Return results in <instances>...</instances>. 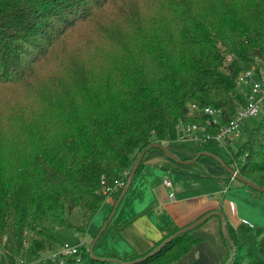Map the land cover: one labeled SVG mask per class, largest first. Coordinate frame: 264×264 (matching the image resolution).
<instances>
[{"label":"trees","instance_id":"trees-1","mask_svg":"<svg viewBox=\"0 0 264 264\" xmlns=\"http://www.w3.org/2000/svg\"><path fill=\"white\" fill-rule=\"evenodd\" d=\"M255 58L264 62V0H0V242L10 223L17 251L54 249L74 208L85 234L138 155L176 139L179 122H202L192 105L234 116L244 103L235 78ZM259 116L231 157L264 187V104ZM227 224L235 251L226 263L221 234L219 264H264V230L257 248L247 225ZM192 230L131 264L179 260L198 240ZM148 251L98 259L82 245L65 264Z\"/></svg>","mask_w":264,"mask_h":264},{"label":"crops","instance_id":"crops-1","mask_svg":"<svg viewBox=\"0 0 264 264\" xmlns=\"http://www.w3.org/2000/svg\"><path fill=\"white\" fill-rule=\"evenodd\" d=\"M196 155L176 156L177 161L161 149L147 150L140 169L96 241L95 253L129 259L151 249L175 227L187 225L214 209L223 211L233 227L241 223L264 226V193H256L240 181L230 187L234 179L219 166L220 160ZM164 179L170 181L169 186ZM112 206V197H106L90 219L91 224L100 227ZM209 218L191 232L198 240L179 260L169 264H219L226 258L219 218ZM205 233L211 238L209 243L203 239ZM35 263L40 264V259Z\"/></svg>","mask_w":264,"mask_h":264},{"label":"built area","instance_id":"built-area-1","mask_svg":"<svg viewBox=\"0 0 264 264\" xmlns=\"http://www.w3.org/2000/svg\"><path fill=\"white\" fill-rule=\"evenodd\" d=\"M227 59H230V55L227 56ZM249 65L235 78V90L244 98V103L238 107L234 116L222 122L220 108L209 105L197 108L192 105L191 113L202 117V122H179L177 138L192 141L200 146L209 142L229 146L234 138L241 135L245 120L256 118L264 104V62L255 58ZM238 164L233 163L231 166L237 173ZM230 178L234 179L233 175H230ZM163 183L166 186L170 185V181L167 179H164ZM123 185V180L116 184L117 187ZM82 245L83 243H60L56 248L46 251L40 258V264H65L67 258L79 253V248Z\"/></svg>","mask_w":264,"mask_h":264},{"label":"rangeland","instance_id":"rangeland-1","mask_svg":"<svg viewBox=\"0 0 264 264\" xmlns=\"http://www.w3.org/2000/svg\"><path fill=\"white\" fill-rule=\"evenodd\" d=\"M250 65L246 63L244 65L245 68H248ZM260 116L258 115L254 119H248L245 120L243 126L241 135L237 138H234L229 146L225 145H219V144H211L208 146H200L197 143H194L192 141L176 138L174 140L170 141H163L162 145L167 149V151L174 157L173 159L179 160L176 156H183L190 154L191 156H195L198 152H208L215 156H217L222 162H225L228 164L229 167L232 166V157L231 152H236L237 147L241 142H243L246 137L248 136L250 129L255 126L256 121L259 120ZM159 149V148H158ZM163 151V150H162ZM166 155H168L165 151H163ZM171 157L170 155H168ZM205 158L207 156H204ZM172 158V157H171ZM219 165V164H218ZM222 166L221 163L219 165ZM223 167V166H222ZM236 183H239L237 179L234 178V181L230 182V187L235 185ZM256 193H260L259 191L255 190ZM109 214V213H108ZM108 216V215H107ZM106 216V218H107ZM215 217V216H213ZM67 218L72 226H61L54 229L52 232V235L60 242V243H69V244H75V243H83V245L88 248V245L91 241V239L95 236V234L98 232L99 228L101 227L102 222L100 224V227L94 226V224H91V220L86 224V231L85 236H82V233L78 230H76L74 227L82 225L86 220L84 219L81 211L78 208L72 209L68 215ZM210 219V218H208ZM204 221L199 226L195 227L192 231H196L197 229L201 228L203 225H205L208 221ZM91 224V225H90ZM249 227V233L248 236L251 240V242L254 244L255 247L259 248V244L262 239L263 232L258 231V229L264 230V226L258 225V224H249L244 223ZM203 236V234H201ZM220 235V234H219ZM203 239L209 243L211 240L208 233H205L203 236ZM221 239L224 242L222 236ZM56 248V245L54 246ZM95 252V250H94ZM46 253V251L40 252L39 255L34 256L30 254L27 250L17 251L14 246V242L12 239L11 234V224L9 223L7 226V230L5 235L3 236L1 242H0V264H36L35 261L39 258V256L42 258L43 255ZM21 261V262H20Z\"/></svg>","mask_w":264,"mask_h":264},{"label":"water","instance_id":"water-1","mask_svg":"<svg viewBox=\"0 0 264 264\" xmlns=\"http://www.w3.org/2000/svg\"><path fill=\"white\" fill-rule=\"evenodd\" d=\"M150 148H159L163 151H165L168 155H170L172 158H174L168 151L167 149L162 145V143L160 142H153L151 143L146 149H150ZM200 155H209L217 160H220L217 156L205 152V151H200L197 153L196 157L200 156ZM143 157V154L138 155L137 159L135 160V162L133 163L130 171L128 172V177L126 179V183L123 187V190L121 192V194L119 195V197L117 198V200L114 202L110 213L108 214L107 218L104 220V222L102 223L101 227L99 228L98 232L95 234V236L91 239L87 251L88 254L90 255V257L92 258H100L98 257L95 252H94V246L96 241L98 240L100 234L102 233V231L105 229V227L107 226V224L109 223L110 219L112 218L119 202L121 201L122 197L124 196L130 182H131V177L135 174L136 168L138 166V164L140 163L141 159ZM177 160V159H176ZM179 161V160H177ZM182 162V161H181ZM183 162H189V161H183ZM221 165H224V162H222L220 160ZM224 169L230 174L233 175V177L235 179H237L238 181H240L241 183L251 187L254 190H257L259 192L264 193V187H261L260 185H257L256 183L250 181L249 179L241 176L239 173L234 172L233 169L229 166H223ZM211 216H217L220 219V231L221 234L223 236L224 239H227L232 247V254L229 256L228 260L226 261V263H228L235 251L234 248V244L231 241L230 237H229V230H228V224H227V220H226V215L223 213V211L219 210V209H214V210H210L208 212H206L204 215L196 218L195 220H193L192 222L188 223L187 225H184L182 227H180L178 230H176L175 232H173L172 234H170L169 236H167L166 238H164L158 245L154 246L150 251H148L145 255H143L142 257L138 258V259H134L131 261H125V264H131L134 263L136 261L142 260L147 258L148 256L154 254L155 252H157L162 246H164L167 242H169L172 238H174L175 236L179 235L180 233L189 231L194 229L195 227L199 226L200 224H202L204 221H206L209 217Z\"/></svg>","mask_w":264,"mask_h":264}]
</instances>
